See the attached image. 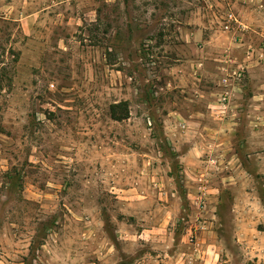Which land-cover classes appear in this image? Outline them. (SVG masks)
Listing matches in <instances>:
<instances>
[{
    "label": "rangeland",
    "instance_id": "374dc122",
    "mask_svg": "<svg viewBox=\"0 0 264 264\" xmlns=\"http://www.w3.org/2000/svg\"><path fill=\"white\" fill-rule=\"evenodd\" d=\"M235 3L0 0V264H264V24L235 118L184 128L166 71Z\"/></svg>",
    "mask_w": 264,
    "mask_h": 264
},
{
    "label": "crops",
    "instance_id": "0c3cea01",
    "mask_svg": "<svg viewBox=\"0 0 264 264\" xmlns=\"http://www.w3.org/2000/svg\"><path fill=\"white\" fill-rule=\"evenodd\" d=\"M239 1L235 3L238 8L241 7ZM244 10L239 13L240 19L232 31L212 24L198 27L191 18L186 22H178L179 31L175 33L178 45L173 50L175 63L166 71L170 76L169 85L179 99L178 103L181 101L193 108L190 114L182 112L178 107L173 112L176 119L187 123L183 125L184 128L190 120L201 123L197 120L206 116L201 106H207L212 116L220 120L235 118L239 113L234 108L239 106L237 100L243 92L246 75L238 71L237 76L239 73L240 76L232 75L229 78L225 71L233 67L245 72L255 63L254 57H257L258 50L248 48L263 31V28L257 26L264 24L261 22L259 25L253 18H247L248 13L251 17V12L249 8ZM228 60L231 61L230 65L223 64Z\"/></svg>",
    "mask_w": 264,
    "mask_h": 264
},
{
    "label": "built area",
    "instance_id": "2783aa9c",
    "mask_svg": "<svg viewBox=\"0 0 264 264\" xmlns=\"http://www.w3.org/2000/svg\"><path fill=\"white\" fill-rule=\"evenodd\" d=\"M237 23L238 22H237L235 15L233 13H228L226 16V21H225L224 27L227 31H232L234 28V25ZM238 76H240V73Z\"/></svg>",
    "mask_w": 264,
    "mask_h": 264
}]
</instances>
